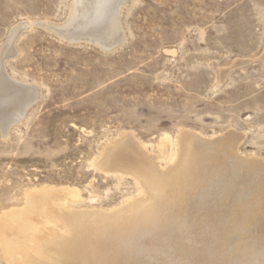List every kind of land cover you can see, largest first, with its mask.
Here are the masks:
<instances>
[{
	"label": "rangeland",
	"instance_id": "rangeland-1",
	"mask_svg": "<svg viewBox=\"0 0 264 264\" xmlns=\"http://www.w3.org/2000/svg\"><path fill=\"white\" fill-rule=\"evenodd\" d=\"M121 3L123 4L120 5L117 16L122 39L119 44L102 48L91 40L67 41L45 27L67 25L72 16L74 0H0V57L2 50L8 45L10 32L22 23L30 24L28 29L24 28L16 37L13 45L15 56L5 59L4 72L9 78L32 85L38 92L34 103L25 110L18 122L11 124L6 131L0 129V264H17L15 255L18 253L23 254L24 259L29 258L28 256L37 257L46 243L41 237H54L47 231L46 235L32 232L27 223L30 212L26 210L29 198L57 190H62L61 200L51 199L46 202L47 205L37 207L32 213L42 223L40 228L46 227L48 231L57 228L56 238L70 242L73 246L77 244L76 239L80 234L87 232L86 246L91 249L87 251L86 247L83 253H90L94 257L101 255L102 260L105 259L104 262L111 259L115 253H122V260L126 264H193L192 261L195 264H246L249 256L252 257H249L250 264H262L264 245L260 249L257 246L259 242V246L264 244V201L259 203L260 199L264 200V0H124ZM184 131L194 132L193 134L202 139L215 141L232 133L234 136L231 142L234 147L229 145L226 146L227 149L222 145L214 151L198 154L193 160L194 165L198 163L192 169L194 172L189 171L188 174L176 171L161 179L153 172L154 164L156 163V168L165 169L172 158L175 159V156L170 157V153L177 150L174 144H177L180 133ZM125 137L134 140L132 144L136 149L147 153L148 159L151 158L142 159L147 168L136 161H141L140 158L134 157L139 155L137 151L122 153L120 158L123 161L120 163L118 160L119 164L117 163L121 167L103 165V155ZM187 159L184 157V161ZM151 160H154V163ZM238 160L247 162L241 163ZM260 163H263L262 166ZM122 167H133L139 172L142 170L141 174L152 182L158 207L147 210L142 219L127 215L115 224V220L122 217V213L132 210L134 199L142 197L144 193L140 182ZM229 170L230 172H227ZM220 178H223V181ZM256 199L259 202H256ZM233 204H236V207ZM49 207L66 208V211L73 213L77 218H65L71 222L79 221L80 226L73 228L71 223L66 221L60 223L59 215L49 213ZM176 207L177 210H173ZM205 207L206 209H203ZM167 208L172 209L169 211ZM96 211L99 214L95 213ZM101 211L104 212L102 216ZM198 211H202V214L196 215ZM219 211L221 214H218ZM106 212L109 215L105 214ZM165 216H170L171 221ZM218 216L222 223L217 221ZM248 216H251V219ZM54 217L56 220H53ZM165 219L169 221V225ZM237 219H243L244 222ZM196 220L199 223H196ZM227 220L233 224H228ZM241 223L246 231H241ZM251 223L254 226L250 229L255 232L256 238L263 231V234L258 236L263 235L259 238L260 241L251 237L255 235L247 227L248 224L250 227ZM206 224H210L211 229ZM175 226L178 227L174 228ZM189 230L196 238L198 236L197 241L195 237L187 234L190 233ZM192 232L190 235H193ZM152 234L155 240L159 241L155 242ZM162 235L167 237L163 238ZM155 236L162 237L159 239ZM213 236L214 241L208 242ZM224 237H229L227 242ZM253 238L258 242L256 245ZM12 239H15L17 244L11 251L7 242L13 241ZM144 240L146 245L142 246ZM186 242L192 247L185 244ZM212 242L216 244L213 246ZM225 242L229 243L231 248L228 245L225 248ZM154 246L160 250L156 251ZM252 246L256 250H253ZM107 247H110L111 253ZM239 247H244V251L241 250L239 254L244 255L246 259L238 254ZM74 248L77 250L78 246ZM192 249L196 252L194 257ZM15 250L17 254H11ZM140 250L145 252V255ZM173 250L181 252L182 255ZM247 250H251L249 254ZM256 254L259 256L256 257ZM81 256L82 254H79L76 257L78 259H75V263L82 262L79 258ZM126 257H131L132 262ZM229 257L235 260L232 261ZM253 257L262 261L256 259L259 263H254ZM208 258H212L211 261ZM203 260L205 262H201Z\"/></svg>",
	"mask_w": 264,
	"mask_h": 264
},
{
	"label": "bare ground",
	"instance_id": "bare-ground-1",
	"mask_svg": "<svg viewBox=\"0 0 264 264\" xmlns=\"http://www.w3.org/2000/svg\"><path fill=\"white\" fill-rule=\"evenodd\" d=\"M124 0H74V7H73V12L71 13L72 14V16H70V18L71 19H68V20H70L69 21V23L67 24V25H63V26H55V25H47V26H45L48 30H50L51 32H54V33H56L57 35H59V36H61L62 38H64V39H67V41L68 40H91L93 43H95V44H97V45H99L100 47H102V48H108V47H111V46H114V45H116V44H119V41L122 39V35H121V32H120V29H119V23H118V12H119V9H120V5L121 4H123V3H121V2H123ZM27 22H28V20H27ZM29 23H22V24H20L18 27H16L15 29H13L12 30V32H10L11 34H10V36H9V41L7 42L8 43V45H6L7 47L6 48H4V50H2V53H1V57H0V129L2 130V131H6L10 126H11V124H14V123H16V122H18L22 117H23V115H24V113H25V110H27L33 103H34V101H35V97H37V94H38V92H37V90H36V88L35 87H33L32 85H27L26 83H20L18 80H14V79H12V78H9L8 76H7V74L4 72L5 71V68H4V62L6 61L5 59H7V58H12L13 56H15V53H16V51H15V48H14V41H15V39H16V37L19 35V32H21V30H23L24 28H27L28 29V27H29ZM194 133V132H193ZM193 133H191L190 131H184V132H181L180 133V135H179V140H178V142H177V144H174V145H176V147H177V150L175 151V153L173 152L172 154L170 153V157L172 158V157H174L175 159L173 160V158H172V160H171V162H170V164L165 168V169H161V168H156L157 166L154 164V166H155V169L153 170V172H155V175L156 176H159L161 179H162V177L163 176H165V175H167L168 173L170 174V173H172V172H176V171H178V172H186V173H188L189 171L191 172H194L192 169L193 168H195V166H197L198 165V163H195V164H197V165H194V163H193V160L196 158L195 156H197L198 154H201V153H204V152H206V151H214L215 149H217V148H221V146L223 145V146H231L232 148L234 147L233 146V144H232V140H233V134L232 133H228V134H226V135H224V136H222L221 138H217L216 139V141L215 140H213V139H210V140H206V139H202V138H200V137H198V136H196L195 134H193ZM134 141V140H133ZM133 141H131V139L129 138V137H125V138H123L122 140H120L118 143L116 142V144L113 146V147H111V149H109L110 147H108V151L105 153V155H103V156H105L103 159H102V161H103V165L104 166H107V165H110V166H112V167H121V166H119L118 164H119V161H120V163H122V161L123 160H121L122 158H120L121 157V155H122V153H124V154H126L125 152H127V153H130V152H132V151H137L138 153H139V155L137 156V155H133L134 157H136L137 159L138 158H140V160L141 161H139V160H136V159H134V160H136L139 164H141V165H145L144 164V160H150V159H148V157L146 156V154H144L143 152L141 153L138 149H136V147L132 144V142ZM235 143V142H234ZM139 144V143H138ZM227 148V147H226ZM228 149V148H227ZM226 149V150H227ZM144 151V150H143ZM136 152V153H137ZM223 153H225V152H223ZM133 154V153H132ZM185 154V155H184ZM208 154V153H207ZM213 154V153H212ZM215 154V153H214ZM128 155V154H127ZM128 156H130V155H128ZM205 156H206V154H205ZM220 156V155H219ZM227 156V155H226ZM132 157V156H131ZM184 157H186V159H187V161H184ZM198 157V156H197ZM204 157V156H203ZM207 157H209V156H207ZM234 157V156H233ZM202 158V157H201ZM142 159H144V160H142ZM205 159V158H204ZM214 159H216V158H214ZM226 159V158H225ZM119 160V161H118ZM128 160V159H127ZM222 160V159H221ZM227 160V159H226ZM130 161V160H129ZM152 161V163H154V160H151ZM230 161V160H229ZM239 161V160H238ZM126 162V161H125ZM125 162H123V163H125ZM210 162V161H209ZM219 162H220V159H219ZM218 162V163H219ZM235 162V161H234ZM234 162H232V164L234 163ZM239 162H241V163H246V162H244V161H239ZM252 162V161H251ZM250 162V163H251ZM261 162V161H260ZM118 163V164H117ZM216 163V162H215ZM133 164V163H132ZM211 164V163H210ZM213 164V163H212ZM211 164V165H212ZM239 164V163H238ZM262 164L263 163H260L259 165L260 166H262ZM102 165V166H103ZM124 165V164H123ZM122 165V166H123ZM131 165V164H130ZM216 166H217V164H215ZM221 165H222V163H221ZM99 166V165H98ZM147 165H145V167H146ZM214 166V165H213ZM213 166H212V168H213ZM236 166V165H235ZM101 167V166H100ZM134 167V166H133ZM125 168V167H122V168H125L126 170H128L127 172L128 173H130L133 177H135L139 182H140V185L142 186V190H143V196L142 197H140V198H137L136 200L134 199V201H133V205H132V210L131 211H129V212H124V213H122V211H121V213H122V217H119V218H117V220H115V224H116V222L118 221V220H120V219H123L125 216H127V215H131V217H133V218H136V219H139V218H141V217H143V215L145 216V212L147 211V210H152V208H155V207H158V202H157V199L155 198L156 196V193L154 192V189H153V185H151L152 184V182L151 181H149L148 179H147V177H145V176H143L141 173H142V170H141V172H139V170L138 169H135V168ZM229 167V166H228ZM228 167H226V168H228ZM147 168V167H146ZM206 168V167H205ZM207 168H209V167H207ZM220 168V167H219ZM230 168H232L231 166H230ZM238 168V167H237ZM200 169V168H199ZM211 169V168H210ZM221 169V168H220ZM233 169H235V167H233ZM232 169V170H233ZM105 170H107V169H105ZM111 170V169H110ZM148 170V169H147ZM195 170V169H194ZM207 170V169H206ZM104 171V170H103ZM116 171V170H115ZM200 171V170H199ZM212 171V170H211ZM238 171V170H237ZM242 171V174H243V171H244V169L243 170H241ZM241 171H240V173H241ZM249 171V170H248ZM124 172V171H123ZM196 172V171H195ZM227 172H230V170L229 171H227ZM234 172V171H233ZM146 173V172H145ZM184 173H183V176H185L184 175ZM217 173V172H216ZM216 173H215V175H216ZM189 174V173H188ZM191 174V173H190ZM194 174V173H193ZM228 174V173H227ZM234 174V173H233ZM238 174V173H237ZM241 174V175H242ZM260 174V173H259ZM209 175V174H208ZM211 175V174H210ZM220 175V174H219ZM218 175V176H219ZM205 176H206V174H205ZM214 176V175H213ZM221 176V175H220ZM226 176V175H225ZM236 176V175H235ZM181 177V176H180ZM200 177V176H199ZM203 177H204V175H203ZM184 178V177H183ZM206 178V177H205ZM211 178H213V177H211ZM215 178V177H214ZM243 178V177H242ZM254 177H252V179H253ZM179 179V178H178ZM182 178H180V180H181ZM193 179V178H192ZM217 179L218 178H216V180L215 181H217ZM221 179V178H220ZM223 179V178H222ZM221 179V181H223ZM169 180H170V178H169ZM184 180V179H183ZM185 180H186V178H185ZM197 180V179H196ZM226 180V179H225ZM229 180V179H228ZM232 180V179H231ZM231 180H230V182H231ZM239 181H240V179H238ZM258 180V179H257ZM259 180H260V178H259ZM258 180V181H259ZM261 180H262V178H261ZM168 181V180H167ZM179 181V180H178ZM199 181V180H198ZM204 181H206V180H204ZM203 181V182H204ZM180 182V181H179ZM182 182H186V181H182ZM190 182H192L191 180H190ZM201 182V181H200ZM199 182V183H200ZM247 182V181H246ZM194 183V182H193ZM198 183V184H199ZM223 183V182H222ZM227 183V182H226ZM233 183V182H232ZM241 183H242V181H241ZM257 183V182H256ZM264 183V182H263ZM170 184V183H169ZM172 184H174V183H172ZM180 184H182V183H180ZM202 184V183H201ZM214 184V183H213ZM231 183H229V185H230ZM262 184V183H261ZM162 186H163V184H161ZM175 185V184H174ZM173 185V186H174ZM184 185V184H183ZM193 185V184H192ZM211 185V184H210ZM223 185V184H222ZM236 184H234V186H235ZM250 185V184H249ZM257 185V184H256ZM260 185V184H259ZM259 185L257 186L258 188H259ZM165 186V185H164ZM179 186V185H178ZM196 186V185H195ZM199 186V185H198ZM234 186L232 187L233 189H234ZM238 186V185H237ZM240 186H241V184H240ZM243 186V185H242ZM241 186V187H242ZM254 186V185H253ZM169 187H170V185H169ZM168 187V188H169ZM172 187V186H171ZM180 187V186H179ZM183 187V186H182ZM181 187V188H182ZM216 187H217V185H216ZM236 187V186H235ZM240 187V189H242ZM263 187V186H262ZM163 188V187H162ZM165 188V187H164ZM173 188V187H172ZM171 188V189H172ZM183 188H185V187H183ZM187 188V187H186ZM190 188V187H189ZM191 188H192V186H191ZM219 188V187H218ZM223 188V187H222ZM236 188H238V187H236ZM258 188H256V190L258 189ZM261 188V187H260ZM171 189H170V191L169 192H171ZM174 189V188H173ZM176 189V188H175ZM180 189V188H179ZM188 189V188H187ZM193 189V188H192ZM197 189V188H196ZM206 189V188H205ZM213 189H214V187H213ZM226 189V188H225ZM240 189H239V191H240ZM249 189V188H248ZM247 189V190H248ZM263 189H264V187H263ZM68 190V189H67ZM162 190V189H161ZM165 189H163V191H164ZM183 190H186V189H183ZM204 190V189H203ZM218 190V189H217ZM235 190V189H234ZM233 190V191H234ZM245 190V189H244ZM253 190V189H252ZM260 190H262V189H260ZM62 191V190H61ZM61 191H52V193H45V195H42V196H33L31 199L29 198V200H30V202H28L29 203V205H28V208H27V212H30V218H29V220H28V224L30 225V227L31 228H29L32 232H36L37 234L38 233H45L46 231L48 232V233H50L52 236H54V237H50L49 236V239H45L46 237L45 236H43V235H41V236H43V237H41V240H45L44 242H46V243H44L43 244V247H42V249H41V251H40V253H38L37 254V257H31V256H28L29 258H26V259H24V258H22L23 256V254H21V253H18L17 254V250H15L14 252H12L11 254H17V255H15V258H16V260H17V264H77V263H79V262H77V263H75V259H78V258H76L79 254H82V256L81 257H79L80 258V260H82V262H80L79 264H94V263H96V264H126V263H124V261L122 260V258H123V256L124 255H122V253H115L114 254V256H110L111 254V249H109L108 247H107V249L109 250V256L111 257V259H109V260H107V261H105L104 262V258H103V260H102V256L101 255H96L95 257L94 256H91L90 255V253L89 254H87V253H83L84 252V250L86 251V247H88V246H86V239L88 240V236L86 235L87 234V232H85L84 234H80V236H79V238H77L76 240H77V244L75 245V246H78V248H77V250L74 248L75 246H73V245H71L70 244V242H63V241H60V239L58 238H56V236H57V228L55 229V228H51V226H50V228H51V230L50 231H48L47 230V228L46 227H44V228H40V224H42L39 220H37V216H34V214H32L34 211H35V209L37 208V207H43V206H45V205H47V203L46 202H48L49 200H56L57 198L59 199L60 198V200H61V198L62 197H60V194H61ZM76 191V190H75ZM159 191V190H158ZM165 191H167V190H165ZM174 191V190H173ZM173 191H172V194H173ZM180 192L182 191V190H179ZM187 191H189V190H187ZM191 191V190H190ZM219 191V190H218ZM250 191H251V189H250ZM264 191V190H263ZM263 191H259V193L260 192H262L263 193ZM53 192H56V193H59L58 195H55ZM178 192V191H177ZM194 192V191H193ZM192 192V194H194ZM206 192V191H205ZM205 192H203V193H205ZM214 192V191H213ZM220 192H223V191H220ZM235 192V191H234ZM248 192V191H247ZM258 192V191H257ZM67 193V192H66ZM167 193V192H166ZM196 193H198V192H196ZM208 193V192H207ZM224 193V192H223ZM229 193V192H228ZM250 193V192H249ZM251 193H253V192H251ZM250 193V194H251ZM259 193H257V194H259ZM164 194V193H163ZM209 194V193H208ZM208 194H207V196H208ZM227 194V193H226ZM230 194V193H229ZM238 194V193H237ZM240 194V193H239ZM243 194V193H242ZM247 194V193H246ZM256 194V195H257ZM70 195H72V194H70ZM74 195H76V194H74ZM165 195V194H164ZM164 195H162V197L164 196ZM169 195V194H168ZM176 195V194H175ZM183 195H185V193L183 194ZM188 195V194H187ZM196 195V194H195ZM206 195V194H205ZM248 195V194H247ZM246 195V196H247ZM255 195V196H256ZM31 196V195H30ZM197 196V195H196ZM199 196V195H198ZM200 196H202L201 194H200ZM209 196H211V194L209 195ZM214 196H216V195H214ZM234 196H235V193H234ZM73 197V196H72ZM166 197V196H165ZM174 197V196H173ZM185 197V196H184ZM203 197V196H202ZM223 197V196H222ZM237 197H238V195H237ZM252 197V196H251ZM258 197V196H257ZM256 197V198H257ZM264 197V196H263ZM164 198V197H163ZM176 198V197H175ZM199 198V197H198ZM211 198H212V196H211ZM218 198V197H217ZM243 198H246V197H243ZM249 198H250V196H249ZM260 198H261V196H260ZM260 198H258V199H260ZM166 199V198H165ZM172 199V198H171ZM178 199V198H177ZM206 199V198H205ZM209 199V198H208ZM225 199V198H224ZM228 199V198H227ZM226 199V200H227ZM238 201H239V199L238 198H236ZM235 199V200H236ZM247 199V198H246ZM28 200V201H29ZM168 200V199H167ZM166 200V201H167ZM173 200V199H172ZM188 200V199H187ZM193 200V199H192ZM197 200V199H196ZM199 200H201V199H199ZM213 200H214V198H213ZM218 200V199H217ZM221 200V199H220ZM229 200V199H228ZM242 200V199H241ZM257 200V199H256ZM264 201L263 199H260L259 201ZM131 201V200H130ZM181 201H183V200H181ZM189 201V200H188ZM248 201V200H247ZM250 201V200H249ZM253 201V200H252ZM258 200L256 201V202H259ZM262 201L261 202H259L260 204L262 203ZM66 202V201H65ZM169 202V201H168ZM167 202V203H168ZM171 202V201H170ZM173 202V201H172ZM179 202V201H178ZM178 202H177V205H178ZM214 202V201H213ZM219 202V201H218ZM217 202V203H218ZM231 202V201H230ZM234 202H236V201H233V203ZM242 202V201H241ZM51 203V202H50ZM174 203V202H173ZM189 203V202H188ZM200 203V202H199ZM205 203H207V202H205ZM220 203H222V202H220ZM229 203V202H228ZM240 203V202H239ZM55 204V203H54ZM57 204V203H56ZM183 204V203H182ZM192 204V203H191ZM198 204V203H197ZM213 204H215V203H213ZM226 204V203H225ZM255 203H253V205H254ZM128 205V204H127ZM126 205V206H127ZM161 205V204H160ZM168 205V204H167ZM184 205V204H183ZM188 205V204H187ZM186 205V206H187ZM201 205V204H200ZM216 205V204H215ZM215 205H213V206H215ZM218 205V204H217ZM220 205V204H219ZM233 205H235L234 207H236V204H233ZM232 205V206H233ZM240 205V204H239ZM244 205V204H243ZM247 205V204H246ZM245 205V206H246ZM248 205H249V203H248ZM256 205H257V203H256ZM256 205H255V207H256ZM125 206V207H126ZM131 206V205H130ZM198 206V205H197ZM202 206H203V204H202ZM206 207H207V205H205ZM221 206V205H220ZM229 206V205H228ZM241 206V205H240ZM244 206V207H245ZM250 206V205H249ZM248 206V207H249ZM56 207V206H55ZM55 207H49L48 208V210H49V213H54L55 215H57L58 217H59V222L60 223H63V222H68V224H70L71 223V226H73V228H76V226L78 227V226H80V224H79V221L78 222H76V221H73V222H71L69 219H73V218H75V220H76V218L77 217H75V215H72L71 213H69L68 211H66L65 209H61V207L60 208H55ZM63 207V206H62ZM65 207V206H64ZM164 207V206H163ZM170 207V206H169ZM180 207V206H179ZM181 207H182V205H181ZM194 207H195V205H194ZM206 207L205 208H203V209H206ZM216 207V206H215ZM230 207V206H229ZM244 207H241V208H243L244 209ZM247 207V206H246ZM251 207V206H250ZM261 207V206H260ZM121 208V207H120ZM122 208H123V206H122ZM121 208V209H122ZM129 208V207H128ZM127 208V209H128ZM173 208V207H172ZM172 208H167V209H169V211L172 209ZM175 208V207H174ZM183 208V207H182ZM199 208V207H198ZM197 208V210H199ZM220 208V207H219ZM227 208V207H226ZM225 208V209H226ZM253 208V207H252ZM258 208V207H257ZM264 208V207H263ZM162 209V208H161ZM160 209V210H161ZM180 209V208H179ZM191 210H192V208H190ZM194 209V208H193ZM234 209V208H233ZM251 209V208H250ZM116 210H120V209H116ZM123 210V209H122ZM129 210H130V208H129ZM163 210H165V209H163ZM173 210H177V207H176V209H173ZM181 210V209H180ZM210 210V209H209ZM212 210H214L213 208H212ZM240 210V209H239ZM246 210H249V209H246ZM258 210H259V208H258ZM42 211V210H41ZM115 211V210H114ZM128 211V210H127ZM185 211V210H184ZM195 211H196V209H195ZM244 211V210H243ZM252 211H253V209H252ZM251 210H250V212H252ZM264 211V210H263ZM263 211H261L262 213H263ZM83 212V211H82ZM85 212H87V211H85ZM94 212V211H93ZM99 212V211H98ZM102 212V211H101ZM100 212V213H101ZM109 212V211H108ZM161 212H164V211H161ZM181 212V211H180ZM180 212H179V215H180ZM187 212V211H186ZM190 212V211H189ZM202 211H198V212H194L196 215H198L197 213H200V214H202L201 213ZM222 212V211H221ZM225 212H226V210H225ZM235 212V211H234ZM247 212V211H246ZM246 212H245V214H246ZM84 213V212H83ZM95 213H97V211L95 212ZM117 213H120V212H116V214ZM169 213V212H168ZM177 213V212H176ZM182 213V212H181ZM207 213V212H206ZM213 213V212H212ZM212 213H210V214H212ZM220 213V211L218 212V214ZM253 213V212H252ZM260 213V212H259ZM28 214V213H27ZM85 214V213H84ZM89 214H90V212H89ZM97 214H99V213H97ZM104 214V212H102V214H101V216ZM105 214H107V215H109L107 212L105 213ZM163 214H166V213H163ZM172 214H173V211H172ZM178 214V213H177ZM187 214H189V213H187ZM221 214V213H220ZM233 214V213H232ZM232 214H230V217H231V215ZM236 214V213H235ZM244 214V213H243ZM257 214V213H256ZM261 214V213H260ZM9 215V214H8ZM47 215V214H46ZM86 215V214H85ZM87 215H88V212H87ZM111 215H113V214H110V216ZM169 215H170V213H169ZM191 215V214H190ZM194 215V214H193ZM208 215V214H207ZM224 215H226V214H224ZM237 215V214H236ZM239 215H241V214H239ZM238 215V216H239ZM247 215V214H246ZM253 215V214H252ZM258 215V214H257ZM65 216H67V217H69L70 216V218L68 219L67 217L65 218ZM71 216H72V218H71ZM90 216H92V215H90ZM95 216V215H94ZM98 215H96V217H97ZM100 216V215H99ZM115 216V215H114ZM161 216H163V215H161ZM168 216V215H167ZM173 216V215H172ZM174 216H175V214H174ZM181 216V215H180ZM180 216H178V217H180ZM184 216V215H183ZM202 216V215H201ZM203 216H204V214H203ZM221 216V215H220ZM220 216H218L219 218L217 219V221L220 219ZM227 216V215H226ZM225 216V217H226ZM228 216H229V214H228ZM242 216V215H241ZM78 217H79V215H78ZM164 217V216H163ZM170 217V216H169ZM169 217H167V218H169ZM188 217V216H187ZM186 217V218H187ZM190 217V216H189ZM193 216H191V218H192ZM199 217H200V215H199ZM205 217V216H204ZM210 217V216H209ZM215 217V216H214ZM214 217H212V219L214 218ZM244 217V216H243ZM249 217V216H248ZM263 217H264V215H263ZM40 218V217H39ZM55 218V217H54ZM82 218V217H81ZM99 218V217H98ZM107 218V217H106ZM105 218V219H106ZM165 218H166V216H165ZM166 218V219H167ZM172 218V217H171ZM182 218V217H181ZM180 218V219H181ZM195 219H196V216L194 217ZM208 218V217H207ZM211 218V217H210ZM226 218H228L229 219V217H226ZM225 218V219H226ZM241 218V217H240ZM239 218V219H240ZM250 219H251V216L249 217ZM256 218H257V216H256ZM259 218V217H258ZM261 218V217H260ZM16 219V218H15ZM110 219V218H109ZM142 219V218H141ZM161 219V218H160ZM165 219V220H166ZM170 219V218H169ZM176 219H177V217H176ZM188 219V218H187ZM222 219H224L223 217H222ZM224 219V220H225ZM239 219H237V220H239ZM243 219H245V218H243ZM243 219L242 220H239V221H243ZM53 220H56V218L55 219H53ZM97 220V219H96ZM147 220V219H146ZM183 220V219H182ZM185 221H186V219H184ZM183 220V221H184ZM192 220H193V218H192ZM215 220H216V217H215ZM247 221H248V219H246ZM252 220H253V217H252ZM252 220H250V221H252ZM2 221V220H1ZM9 221H10V219H9ZM12 221V220H11ZM46 221V220H45ZM103 221H105V220H103ZM161 221V220H160ZM167 221V220H166ZM170 221H171V219H170ZM190 221V223H191V220H189ZM200 221V220H199ZM202 221H204V220H202ZM201 221V222H202ZM208 221H210L209 219H208ZM213 221V220H212ZM258 221V220H257ZM262 221V220H261ZM18 222V221H17ZM40 222V223H39ZM47 222V221H46ZM51 222V221H50ZM53 222V221H52ZM94 222V221H93ZM165 222V221H164ZM169 221H167V223H168ZM173 222V221H172ZM195 222V221H194ZM216 222V221H215ZM219 222H221L222 223V221H220L219 220ZM226 221H224V223H225ZM244 222V221H243ZM24 223V222H23ZM26 222H25V225L27 224ZM104 223V222H103ZM193 223V222H192ZM196 223H199L197 220H196ZM203 223V222H202ZM207 223H209V222H207ZM221 223H219L220 225H221ZM227 223H228V220H227ZM227 223H225V224H227ZM230 224H231V222H229ZM228 223V224H229ZM240 223V222H239ZM248 223H250V222H248ZM255 223V222H254ZM253 223V224H254ZM258 223V222H257ZM67 224V223H66ZM87 224V223H86ZM172 224V223H171ZM213 224V223H212ZM211 224V227L213 226ZM216 223H214V225H215ZM227 224V225H228ZM233 224V223H232ZM231 224V225H232ZM6 225V224H5ZM9 225V224H8ZM161 226H162V224H160ZM168 225H169V223H168ZM188 225V224H187ZM190 225V224H189ZM196 225V224H195ZM194 225V226H195ZM207 225V224H206ZM226 225V226H227ZM244 225V224H243ZM251 226L249 227V224L247 225V227L250 229V228H253L252 226H254V225H252V223L250 224ZM4 225H2V227H3ZM22 226V225H21ZM48 226H49V224H48ZM54 226V225H53ZM172 226V225H171ZM186 226V225H185ZM184 226V227H185ZM197 226V225H196ZM216 227L218 226V224L217 225H215ZM214 226V227H215ZM238 226V225H237ZM264 226V225H263ZM262 226V227H263ZM25 227V226H24ZM43 227V226H42ZM60 227V226H59ZM59 227H58V229H59ZM63 227H64V225H63ZM98 227H100V226H98ZM97 227V228H98ZM178 227V226H177ZM176 226L174 227V228H177ZM188 227V226H187ZM190 227V226H189ZM207 227H209L210 228V224H209V226L207 225ZM214 227H213V231H214ZM222 227V226H221ZM230 227H232V226H230ZM236 227V226H235ZM239 227V226H238ZM241 227H242V223H241ZM246 227V229H248ZM256 227V226H255ZM258 227V226H257ZM68 228V227H67ZM172 228V227H171ZM170 228V229H171ZM197 228V227H196ZM206 228V227H205ZM223 228V227H222ZM221 228V230H223ZM243 228H245V226H243L242 228H241V231H243V230H245V229H243ZM0 229H2L1 227H0ZM18 229H19V226H18ZM62 229V228H61ZM153 229V228H152ZM186 229V228H185ZM193 229H195V228H193ZM193 229H190V230H192L193 231ZM211 229V228H210ZM227 229H229V228H227ZM256 229V228H255ZM254 229V230H255ZM258 229V228H257ZM4 230V229H3ZM15 230V229H14ZM70 230V229H69ZM137 230V229H136ZM141 230H143V229H141ZM146 230V229H145ZM144 230V231H145ZM150 230H151V228H150ZM190 230H189V232H190ZM197 230V229H196ZM201 230V229H200ZM208 230V229H207ZM237 230V229H236ZM20 231V230H19ZM153 231V230H152ZM184 231V230H183ZM191 231V232H192ZM212 231V232H213ZM228 231V230H227ZM246 231V230H245ZM249 231V230H248ZM247 231V232H248ZM250 231H251V229H250ZM253 231V230H252ZM251 231V232H252ZM15 232V231H14ZM46 232V233H47ZM94 232V231H93ZM100 232V231H99ZM127 232V231H126ZM131 232H132V230H131ZM134 232V231H133ZM156 232H158V231H156ZM160 232V231H159ZM190 232V233H191ZM201 232H202V230H201ZM224 232V231H223ZM230 232V231H229ZM234 232H235V229H234ZM236 232H238V231H236ZM247 232H246V234H247ZM254 232V231H253ZM13 232H11V234H12ZM21 232H19V234H20ZM26 233V232H25ZM28 233V232H27ZM46 233H45V235H46ZM62 233H64V231L62 232ZM122 233V232H121ZM143 233V232H142ZM170 233H172V232H170ZM186 233V232H185ZM190 233H187V234H189V236H192L193 238L195 237V235L193 234V232H192V234L193 235H190ZM202 233H204V232H202ZM202 233H201V235H202ZM206 233V235L208 234L207 232H205ZM218 233V232H217ZM220 233H222L221 231H220ZM230 233H232V232H230ZM256 233H257V231H256ZM261 233V232H260ZM260 233L258 234V236L260 235ZM1 235H2V233H0ZM10 234V235H11ZM18 234V233H17ZM36 234V235H37ZM69 234H70V232H69ZM118 234V233H117ZM133 234V233H132ZM155 234V233H154ZM169 234V233H168ZM178 234V233H177ZM211 234V230H210V233H209V235ZM225 234V233H224ZM237 233H235V235H236ZM245 234V233H244ZM254 234H255V232H254ZM261 234H263V231H262V233ZM22 235H24V234H22ZM34 235H35V233H34ZM49 234H47V236H48ZM75 235V234H74ZM144 235H146V234H144ZM153 235V234H152ZM156 235V234H155ZM159 235V234H158ZM165 235H167V234H165ZM174 235H176V231L174 232ZM197 235H198V233H197ZM232 235V234H231ZM235 235H233V236H235ZM239 235V234H238ZM248 236H251V234H247ZM12 236H13V234H12ZM16 236V235H15ZM20 236H21V234H20ZM65 236V235H64ZM138 236V235H137ZM151 236V235H150ZM150 236H149V238H150ZM163 236V235H162ZM162 236H159V237H162ZM170 236H172V235H170ZM182 236V235H181ZM215 236V235H214ZM214 236H213V239L211 238V240H210V238H209V241L208 242H210V241H214ZM223 236H226V235H223ZM228 236V235H227ZM256 236V234L254 235V236H251V237H255ZM257 236V238L259 239V238H261V236L263 237V235H261L260 237H258ZM11 237V236H10ZM113 237V236H112ZM132 237V236H131ZM134 237V236H133ZM136 237V236H135ZM156 237V236H155ZM159 237H156V238H159ZM164 237H167V236H163V238ZM169 237V236H168ZM182 237H185V236H182ZM206 237V236H205ZM216 237H217V235H216ZM216 237H215V241H216ZM220 237V236H219ZM231 237V236H230ZM244 237V236H243ZM30 238V237H29ZM32 238H33V236H32ZM35 238V237H34ZM37 238V237H36ZM71 238V237H70ZM140 238H141V236H140ZM152 238V237H151ZM153 238H154V235H153ZM169 238H171L172 239V237H169ZM168 238V242H170V239ZM186 238V237H185ZM185 238H184V240H185ZM197 238H198V236H197ZM197 238L195 237V239H196V241H197ZM201 238V237H200ZM208 238V237H207ZM207 238H206V240H207ZM225 238V237H224ZM233 238V237H232ZM232 238H230V240L232 239ZM235 238V237H234ZM256 238V237H255ZM256 238V239H257ZM264 238V237H263ZM7 239V238H6ZM11 239V238H10ZM17 239V238H16ZM23 239H24V236H23ZM160 239V238H159ZM178 239V238H177ZM192 239V238H191ZM204 239V238H203ZM223 239V238H222ZM221 239V240H222ZM228 239H229V237H228ZM228 239H224V240H226V242H227V240ZM254 239V238H253ZM256 239H254L255 241H256ZM257 239V240H258ZM13 240V239H12ZM27 240H29V239H27ZM37 240V239H36ZM35 240V241H36ZM68 240V239H67ZM131 240V239H130ZM139 240V239H138ZM141 240H142V238H141ZM149 241L148 242H150V239H148ZM154 240H155V238H154ZM158 239H156L155 240V242L157 241ZM162 240V239H161ZM161 240H160V242H161ZM183 240V239H182ZM184 240H183V243H184ZM188 240V239H187ZM200 240V239H199ZM199 240H198V242H199ZM218 240H220L219 238H218ZM218 240H217V242H218ZM249 241H250V239H248ZM262 240V239H261ZM8 241V240H7ZM10 242H7V244H8V246H9V248L11 249V251H12V249L16 246L15 244H17V243H15V242H17V241H15V239L13 240V241H11V240H9ZM97 241V240H96ZM125 241H127V240H125ZM133 241V240H132ZM145 241V240H144ZM152 241V240H151ZM159 241V240H158ZM178 240H176V242H177ZM181 241V240H180ZM179 241V242H180ZM186 241V240H185ZM196 241H195V244H197L196 243ZM203 241V240H202ZM249 241H247V242H249ZM252 241V240H251ZM259 241H260V239H259ZM41 242V241H40ZM49 242H50V245H49ZM74 242V241H73ZM113 242V241H112ZM140 242V241H139ZM138 242V243H139ZM147 242V243H148ZM154 242V241H153ZM163 242V241H162ZM161 242V243H162ZM166 242V241H165ZM220 242V241H219ZM226 242L225 243H223V245L225 244V248H227V245L229 244H226ZM236 242V241H235ZM253 242V241H252ZM22 243V242H21ZM105 243V242H104ZM141 243H142V241H141ZM192 243H193V240H192ZM213 243V242H212ZM222 243V242H221ZM239 243V242H238ZM238 243H236V244H238ZM253 243H255V245H256V243H258L257 241L256 242H253ZM260 243V242H259ZM259 243H258V248L260 249V247L262 246L263 247V243H261V245L259 246ZM7 244H4V245H7ZM127 244V243H126ZM140 244V243H139ZM146 245V241H145V243H143L142 244V246L143 245ZM150 244V243H149ZM148 244V245H149ZM156 244V243H155ZM177 244H179V243H177ZM185 244H187L188 246H190L187 242L185 243ZM200 244V243H199ZM216 243L214 242L212 245L214 246ZM235 244V245H236ZM248 244H250V243H248ZM34 245H35V242H34ZM153 245V244H152ZM164 245H166V243L164 244ZM182 245H184V244H182ZM186 245V246H187ZM210 245H211V243H210ZM211 245V246H212ZM218 245V244H217ZM222 245V244H221ZM220 245V246H221ZM223 245H222V247H223ZM242 244H240V246H241ZM251 245H252V243H251ZM23 246H25V244L23 245ZM117 246V245H116ZM119 246V245H118ZM117 246V247H118ZM137 246V245H136ZM162 246V245H161ZM168 246V245H167ZM175 245H173V247H174ZM230 248H231V246L230 245H228ZM233 246H234V244H233ZM233 246H232V248H233ZM246 246V245H245ZM26 247V246H25ZM100 247V246H99ZM117 247H115V248H117ZM122 247V246H121ZM145 247V246H144ZM143 247V248H144ZM146 247H148V246H146ZM156 246H154V248H155ZM185 247V246H184ZM190 247H192V246H190ZM218 247H219V245H218ZM217 247V248H218ZM223 247V248H224ZM229 247H228V250H229ZM250 247V246H249ZM249 247L247 248V249H249ZM256 247V248H257ZM8 248V247H7ZM9 248L7 249V250H9ZM20 248V247H19ZM30 248H32V247H30ZM115 248L113 249V250H115ZM149 248H151L150 250H152L153 248L152 247H150L149 246ZM181 248H183V247H181ZM193 248H194V245H193ZM198 248V247H197ZM208 248V247H207ZM209 248H211V247H209ZM219 248H221V247H219ZM240 249V252H238V254L239 253H241V250H242V252L244 251V247H239ZM257 248V249H258ZM22 249V248H21ZM27 249V248H26ZM33 249H34V247H33ZM32 249V250H33ZM91 248H89L88 247V249H87V251L88 250H90ZM98 249H100V248H98ZM103 249V248H102ZM122 249V248H121ZM148 249V248H147ZM160 250L159 248H157L156 247V251H158V250ZM166 249V248H165ZM168 249V248H167ZM188 249V248H187ZM191 249V248H190ZM199 249V248H198ZM213 249H215V247L213 248ZM233 249H235V248H233ZM233 249H232V251H233ZM252 249H253V246H252ZM251 249V250H252ZM255 249V248H254ZM253 249V250H254ZM262 249V248H261ZM24 250V249H23ZM30 250V249H29ZM112 250V251H113ZM118 250V249H117ZM137 250H139V249H137ZM178 250H179V248H178ZM184 250H186V249H184ZM183 250V251H184ZM189 250V249H188ZM187 250V251H188ZM195 249H192V252L194 251ZM197 250V249H196ZM201 250V249H200ZM199 250V251H200ZM207 250V249H206ZM220 250V249H219ZM227 250V251H228ZM251 250H249V251H251ZM256 250V249H255ZM10 251V250H9ZM27 251V250H26ZM34 251V250H33ZM101 251V250H100ZM99 251V252H100ZM133 251V250H132ZM141 251V250H140ZM140 251H139V253H140ZM153 251V250H152ZM162 252H163V250H161ZM180 251V250H179ZM236 251H237V249H236ZM249 251L247 250L246 252H248V254H249ZM260 251V250H259ZM262 251V250H261ZM260 251V252H261ZM263 251H264V249H263ZM19 252V251H18ZM101 252H104V251H101ZM106 253H107V251H105ZM135 252H137V251H135ZM141 252H143V251H141ZM161 252V253H162ZM173 252H178L177 250L175 251V250H173ZM172 252V253H173ZM201 252V251H200ZM226 252V251H225ZM252 252H255V251H252ZM258 252V251H257ZM256 252V253H257ZM47 253H50V254H47ZM144 253V255H145V252H143ZM158 253V252H157ZM156 253V254H157ZM178 253H180L181 254V252H178ZM177 253V254H178ZM185 253H186V251H185ZM195 251H194V254H193V257H194V255H195ZM213 253V252H212ZM216 253V252H215ZM221 253H223L224 254V252L222 251ZM221 253H219V255L221 254ZM231 253H233L234 254V252H231ZM10 253H8V255H9ZM100 254V253H99ZM151 255H152V253H150ZM163 255H164V253H162ZM188 254H189V252H188ZM202 254V253H201ZM204 254V253H203ZM207 254V253H206ZM245 255H246V253H244ZM251 255H252V253H250ZM258 254V253H257ZM255 255L256 257L257 256H259L260 255V253H259V255ZM262 254V253H261ZM25 255V254H24ZM95 255V254H94ZM127 255V254H126ZM131 255V254H130ZM137 255V254H136ZM140 255H141V253H140ZM143 254H142V258H143V256H144ZM148 255V254H147ZM146 255V256H147ZM150 255V256H151ZM154 255V254H153ZM158 255V254H157ZM157 255H155V256H157ZM160 255V254H159ZM170 255V254H169ZM174 255V254H173ZM182 255V254H181ZM184 255V254H183ZM190 255V254H189ZM212 255V254H211ZM218 255V254H217ZM222 255V254H221ZM226 255V254H225ZM240 255V254H239ZM263 255V254H262ZM261 255V257H263ZM10 256V255H9ZM36 256V255H35ZM104 256H105V254H104ZM175 256V255H174ZM180 256V255H179ZM188 256V255H187ZM192 256V255H191ZM198 256V255H197ZM196 256V257H197ZM201 256V258H202V255H200ZM206 256V255H205ZM222 256H224V255H222ZM221 256V257H222ZM227 256H229L228 255V253H227ZM227 256H225L226 257V259H227ZM241 256V258L244 256H242V254L240 255ZM249 256V255H248ZM253 256V255H252ZM11 257V256H10ZM9 257V258H10ZM148 257V256H147ZM158 257V256H157ZM160 257H162L163 259H164V257L163 256H160ZM167 257H168V255H167ZM185 257H186V255H185ZM210 257V256H209ZM216 257H218V256H216ZM246 257H247V255H246ZM249 257H251V256H249ZM249 257L247 258V259H249ZM255 257V259H254V257H253V260H251V262L253 261L254 263H255V261H256V259H258V258H256ZM260 257V258H261ZM69 258H70V260H69ZM98 258V259H97ZM107 258V257H106ZM127 258V257H126ZM125 258V259H126ZM131 258V257H130ZM129 258V259H130ZM137 258V257H136ZM139 258H140V256H139ZM145 258V257H144ZM149 258H152V257H149ZM156 258V257H155ZM224 258V257H223ZM230 258V257H229ZM228 258V260H230V259H232V258H230L229 259ZM236 259H237V257H235ZM238 258H239V256H238ZM244 258V257H243ZM252 258V257H251ZM250 258V259H251ZM128 259V258H127ZM126 259V260H127ZM128 259V260H129ZM146 260L145 261H147V258H145ZM158 259H159V257H158ZM165 259H166V256H165ZM189 258H187V260H188ZM195 259V258H194ZM196 259H198V257L196 258ZM203 259V258H202ZM207 259V258H206ZM208 259H210V258H208ZM212 259V258H211ZM211 259H210V261H211ZM217 259H219V258H217ZM216 258H215V260H217ZM222 258H220V262L222 261L221 260ZM244 259H246V258H244ZM246 259V264H248L247 263V260ZM250 259H249V264H250ZM263 259H264V257H263ZM133 260H135V259H133ZM139 260H141V259H139ZM149 260V259H148ZM152 260H154L153 258H152ZM151 260V261H152ZM167 260V259H166ZM199 260V259H198ZM233 260H235V259H232V261ZM259 261L261 260V259H258ZM12 261V260H11ZM130 261L132 262V260L130 259ZM144 261V262H145ZM171 261V260H170ZM185 261H186V259H185ZM189 261V260H188ZM187 261V262H188ZM209 261V260H208ZM231 261V260H230ZM245 261V260H244ZM262 261V260H261ZM260 261V262H261ZM130 262V263H131ZM136 262V261H135ZM140 262V261H139ZM138 262V263H139ZM158 262V261H157ZM156 262V263H157ZM164 262V261H163ZM184 262V261H183ZM195 262H196V260H195ZM201 262H205L204 260L203 261H201ZM214 262V261H213ZM256 262H258V261H256ZM264 262V261H263ZM262 262V264H264ZM13 263V262H12ZM141 263V262H140ZM148 263V262H147ZM149 263H150V261H149ZM155 263V262H154ZM165 263V262H164ZM186 263V262H185ZM192 263L193 264H195L193 261H192ZM196 263H198V261L196 262ZM210 263V262H209ZM212 263V262H211ZM227 263H229V261H227ZM231 263V262H230ZM235 262H233L232 264H234ZM259 263V262H258ZM133 264V263H132ZM143 264H145V263H143ZM152 264V263H151ZM166 264V263H165ZM191 264V263H190ZM200 264V263H199ZM203 264V263H202ZM204 264H206V263H204ZM208 264V263H207ZM214 264V263H213ZM217 264V263H216ZM220 264V263H219ZM242 264V263H241ZM252 264V263H251Z\"/></svg>",
	"mask_w": 264,
	"mask_h": 264
}]
</instances>
